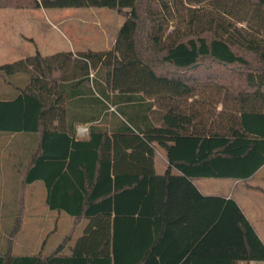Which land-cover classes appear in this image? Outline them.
<instances>
[{
    "label": "trees",
    "instance_id": "trees-1",
    "mask_svg": "<svg viewBox=\"0 0 264 264\" xmlns=\"http://www.w3.org/2000/svg\"><path fill=\"white\" fill-rule=\"evenodd\" d=\"M41 8H108L125 22L110 51L37 52L0 67L30 77L0 100V133L36 139L10 236L38 181L48 208L74 218L50 255L14 256L9 240L0 264L264 263L237 202L193 182L247 180L264 166V134L249 126L264 123V0H0V9ZM70 61L73 72L56 76ZM77 124H88L86 138Z\"/></svg>",
    "mask_w": 264,
    "mask_h": 264
},
{
    "label": "crops",
    "instance_id": "crops-1",
    "mask_svg": "<svg viewBox=\"0 0 264 264\" xmlns=\"http://www.w3.org/2000/svg\"><path fill=\"white\" fill-rule=\"evenodd\" d=\"M4 9H0V12ZM19 10V9H16ZM21 10H34L36 12H41L43 14L44 20L48 23H53V20L56 21L57 24L53 23V29L58 31L62 37H65L64 44L55 41L50 35L51 30H49L45 25L41 23V21L32 19L26 22L25 26L34 27V30L31 32L24 33L23 31H18L15 29V20L13 17H5L3 20L0 18V67L6 64H11L20 60H25L29 57H33L37 52H39L44 58H52L60 54H71V56H67V59H76L78 53L82 52H104L110 51L113 49L118 34L116 32L115 38L110 41L108 36V42L106 48H101L91 44L94 41L89 35L88 32H82V28L87 26L77 27L73 22L74 20H80L77 15H84V13H76L75 16H66L59 15L55 13L52 18L48 15V11L51 9H21ZM92 10V8H89ZM56 12V11H55ZM93 15H96L95 12H90ZM64 28L68 33H70L71 37L65 35L64 31L61 30V27ZM99 27L98 25H95ZM123 26V25H122ZM88 33V34H87ZM54 34V33H53ZM100 34V33H98ZM107 34V33H106ZM87 39L83 40L84 38ZM99 38L98 40H100ZM97 40V39H96ZM18 48L20 49V55L17 58H12L8 54L12 51L10 48ZM8 54V55H7ZM13 55V54H12ZM6 57H10L5 59ZM62 59V58H57ZM73 64L74 61H70L66 70H57L55 71L56 76L60 74H70L73 72ZM30 83V77L27 74H18L13 76H6L0 72V100H12L21 94V90L26 88ZM74 88H72L73 91ZM222 109L221 105L218 106V110ZM71 112H74V108H71ZM254 134L250 133L252 136L257 135L256 133L262 132L264 134V123H259L257 121H251L249 124ZM87 128L88 124H77V137L79 139L86 138L88 133H86L85 137H80L79 130ZM84 135V134H83ZM259 137V139H264V137ZM36 144V139L33 135H28L25 133H17V134H4L0 133V157L1 153H5L7 151V164L6 167L8 172L5 175L13 174L14 177L19 175V186L21 182V172L22 166L26 164L29 159V156L33 150V147ZM161 149V148H159ZM161 150L157 149L156 158H155V166L156 171L158 167H161L163 171H167L169 162L166 157V153L162 155L160 153ZM164 151V150H163ZM157 156L161 157V160H158ZM22 163H24L22 165ZM160 165V166H159ZM18 167L21 169L18 170ZM24 167V166H23ZM1 168V164H0ZM3 170H5V166H3ZM163 172L162 174H164ZM18 173V174H17ZM173 173L177 174L178 171L173 169ZM15 179V178H14ZM16 180V179H15ZM194 184L198 188V190L207 197H221L225 199H233L237 202L240 209L246 216L247 220L252 225L253 229L257 233L258 237L264 244V202L261 199V195L264 196V166H262L253 176L248 178L247 180H234V179H214V178H206V179H195ZM254 182L255 184H251ZM32 185V184H31ZM29 187V186H28ZM15 207L12 211L13 216H18V203L15 201ZM49 213L51 211H48ZM53 213V212H51ZM58 213V212H57ZM31 217L34 215L33 211L28 212L27 210V200L25 199V213H24V223L22 229L18 232L15 238H11L13 241L12 252L14 256H28V255H36L38 253H42L46 256L50 255L53 248L51 250L46 251L44 248H40L38 243L34 244V248L32 250H26V252H20L22 254H15L14 250L17 246H23L25 244V240L17 241L18 235L25 229L26 216ZM60 214V213H59ZM48 216V213H47ZM14 220V223L16 221ZM12 231V229H11ZM11 234V232H10ZM65 238V237H64ZM64 240V239H63ZM62 243V242H61ZM60 243V244H61ZM71 244V243H70ZM69 244V245H70ZM69 247V246H68ZM67 247V248H68ZM66 248V249H67ZM23 249V248H22ZM69 253H65V255H69L71 253L72 248L69 249ZM23 251V250H22ZM2 254V253H0ZM241 264H264V263H241Z\"/></svg>",
    "mask_w": 264,
    "mask_h": 264
},
{
    "label": "rangeland",
    "instance_id": "rangeland-1",
    "mask_svg": "<svg viewBox=\"0 0 264 264\" xmlns=\"http://www.w3.org/2000/svg\"><path fill=\"white\" fill-rule=\"evenodd\" d=\"M92 11L95 12L96 15L91 14L90 12ZM84 12H86L84 15H77L80 20H74L73 23L77 27L87 24V26L82 28V32H88L90 37L94 39V41H96L92 42L91 44H94L98 47L101 45V48H106L108 36L109 40L112 41L115 38L116 32L119 31V29L125 22L124 16L119 15L117 11L108 8H92V10H89V8L51 9L50 11H48V15L54 18L53 15L55 13H58L59 15H64V17H72L75 16L76 13ZM4 16H12L15 20V29L18 31H23L24 33H28L31 32V30H34V27L25 26L26 22L32 19L39 20L43 25H45V27L52 31L50 32V35H52V38L55 41L64 44L65 37L63 38L58 31L53 29V23L57 24L56 21L53 20L52 24L48 23L44 20L45 18L43 17V14L41 12H36L34 10L4 9L0 12V18H2L3 20L5 18ZM98 24L99 27L95 26ZM64 27L65 26L61 27V30L64 31L66 36L71 37L70 33H68ZM87 38L88 37L84 38L83 40ZM99 38L101 39L98 40ZM9 49H11L13 55L10 52H8V54L12 56V58H17V56L20 55V49L12 48V46H10ZM8 58L10 57H6L5 59ZM82 131L83 130L80 129L79 133L81 134L80 137L83 138L85 137L86 133H83ZM158 150H161L160 153L164 155V151L162 149L158 148ZM157 158L158 160H161L160 156H157ZM0 164V253H3L7 249V243L10 240V232L16 218L12 217V211L14 208H16L15 201L18 200L20 186L19 175H17L16 177H14L13 174L5 175L6 172H8V169L6 167L7 151L5 153H1ZM23 164L24 163H22V165ZM3 166H5V170H3ZM23 166L22 170L24 168ZM19 169L21 168L18 167V170ZM163 172L165 171H163L161 167L157 168L158 174H162ZM251 184L255 183L252 182ZM46 196L47 190L43 182H35L27 188V210L28 212L29 210L33 211L34 215L28 217L27 214L26 216V220L27 218L28 220L26 222L25 229H23L17 237V241H22V239H24L26 242L23 246L19 245L15 248V254H22L20 252H26V250L28 249L32 250L34 248V244L36 243H38V246H40V248L42 247L46 251L56 248L60 245L64 237L71 230L74 218L65 213L59 214L57 212L51 211L46 204ZM261 199L264 202V196L261 195ZM48 211H51L53 213H49ZM85 224L86 222L81 225L77 235L74 237V240L71 242L69 247L64 250V253L67 254L70 252L69 249L74 246L77 238L83 233Z\"/></svg>",
    "mask_w": 264,
    "mask_h": 264
},
{
    "label": "built area",
    "instance_id": "built-area-1",
    "mask_svg": "<svg viewBox=\"0 0 264 264\" xmlns=\"http://www.w3.org/2000/svg\"><path fill=\"white\" fill-rule=\"evenodd\" d=\"M82 130H83L82 131L83 133H88V129L87 128H83Z\"/></svg>",
    "mask_w": 264,
    "mask_h": 264
}]
</instances>
